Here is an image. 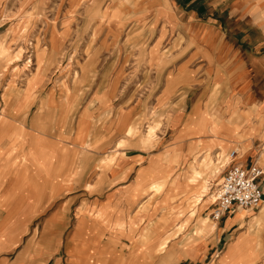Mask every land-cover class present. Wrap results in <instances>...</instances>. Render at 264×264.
Here are the masks:
<instances>
[{"label":"rangeland","instance_id":"374dc122","mask_svg":"<svg viewBox=\"0 0 264 264\" xmlns=\"http://www.w3.org/2000/svg\"><path fill=\"white\" fill-rule=\"evenodd\" d=\"M110 1L0 0L2 9L18 10L9 19L26 23L22 41L9 40L0 58V112L11 115L0 116V162L10 168H0V264H183L189 254L216 264L222 257L223 244L213 245L212 195L233 146L212 145L226 136L221 131L195 134V126L191 135L183 128L192 125L184 116L193 109L208 110L209 124L221 117L233 93L212 82L206 61L190 55L183 38L174 43L179 33L160 43L159 27L138 25L135 13H127V25L107 41L101 20ZM52 30L67 37L56 54L48 45ZM184 62L192 80L173 89L167 75ZM25 82L28 88L42 84L31 105ZM51 87L55 100L65 98L66 123L55 122L54 108L44 110ZM15 100L29 106L17 112ZM68 151L75 156L69 159ZM197 152L205 157L198 161L209 181L205 190L200 181H187ZM48 183L64 186L51 201L41 198Z\"/></svg>","mask_w":264,"mask_h":264},{"label":"crops","instance_id":"0c3cea01","mask_svg":"<svg viewBox=\"0 0 264 264\" xmlns=\"http://www.w3.org/2000/svg\"><path fill=\"white\" fill-rule=\"evenodd\" d=\"M72 7L75 8V5ZM103 10L106 12L105 14H108L107 19L101 20L106 30L103 38L110 43H113L118 37L121 28L127 25L126 14L135 13L136 17L131 19L138 25L143 26L144 23L151 21L153 28L159 27L158 41L160 43L172 32L179 33L172 37L174 43L183 38L181 42L186 45L185 48H188L190 55L194 54L206 61L207 75L214 78L212 82L222 85L226 92L233 93L231 99L224 100L225 104L222 106L224 109L222 108L220 111L223 117L221 116L209 124V118L205 116L203 123H206V129H208L207 126L209 127L207 132L213 134L210 127L216 124L219 127L218 130L222 132L220 134L226 135L223 136L224 139L221 138L225 148L233 146L238 150L234 158L235 162L245 166L256 163L262 168L263 173L258 180L263 189V200L255 208L241 207L232 212L227 211L220 219L216 220L218 238L213 245L219 247L220 243L223 244L222 257L217 260L216 264H255L262 260L264 258V0H111ZM10 12L17 13L18 10L2 9L0 6V58L7 52L9 40L11 43H15L17 39L19 42L22 41L20 39L22 38L21 32L26 30L25 22H15L7 17ZM97 23L96 26H99V22ZM65 38L67 37L64 36L63 31L52 30L48 39L49 50L54 54L61 51ZM156 53L155 50L150 54L153 60L157 59ZM192 73L193 70L184 62L167 77H172L174 89L177 85H188L192 80ZM26 83L23 90L25 91L27 87V93H31L32 99L28 103L31 105L33 93L38 91L37 89L42 84H35V87L32 88V85L28 88ZM51 90L52 87L49 92ZM54 96L52 91L46 96L44 110L45 107L54 108L57 112L55 122L66 123L68 120L63 119V111L66 109L65 98L57 101ZM71 102H73V98H71ZM24 103L25 100H15L14 109L17 112L22 111L27 105L24 106ZM72 107L68 109V118ZM196 110L206 115L209 112L200 108ZM195 114V109H193L190 114L184 116L185 122L189 116L192 119ZM0 116L8 119L11 117L6 110L0 112ZM16 119L22 121L19 118ZM191 119L189 118L190 122ZM157 126L158 123L150 126L148 132L144 134L141 139L143 145L152 140ZM234 126L237 128L235 129ZM27 130L30 133L34 129L27 125ZM227 130L231 131L232 136L227 134ZM127 133L133 136L135 128L130 126ZM193 136L197 137V135ZM29 137L30 135H28V139ZM202 138L209 139L207 136ZM226 140L228 141L227 146L224 143ZM208 141L212 144L210 140ZM83 142L86 145L90 144L87 140H83ZM210 144L207 143V145ZM196 145L195 142L192 146L195 148ZM212 145L215 148L218 146L215 143ZM192 146L191 148H193ZM233 147L232 149H234ZM197 154L198 152L195 157ZM58 155L61 159L64 153L58 152ZM66 155L68 158L75 156L69 151ZM2 156L5 157L6 154L3 153ZM71 160L74 163L66 168L68 171L72 170L75 164V161ZM192 161L190 164L193 163ZM3 165L4 163L0 162L1 169ZM212 167L215 166L212 165ZM214 169L217 170V167ZM68 175L70 176L71 172ZM63 187L58 185L53 188L52 184L48 183L44 186L41 198L51 201ZM131 187L125 192L129 191ZM125 197L127 198V193ZM18 218H27V216L21 215ZM235 246H237L236 250L240 246L239 254L233 255L232 248ZM194 250L191 249L190 253ZM181 261H184L183 264H202L198 258L192 257L191 254Z\"/></svg>","mask_w":264,"mask_h":264},{"label":"built area","instance_id":"2783aa9c","mask_svg":"<svg viewBox=\"0 0 264 264\" xmlns=\"http://www.w3.org/2000/svg\"><path fill=\"white\" fill-rule=\"evenodd\" d=\"M236 148L230 151L232 160L228 162L222 172V180L217 190L216 207L212 215L213 219H220L227 211L232 212L237 208H255L263 200V189L259 182L262 168L253 163L245 166L235 162Z\"/></svg>","mask_w":264,"mask_h":264},{"label":"bare ground","instance_id":"6f19581e","mask_svg":"<svg viewBox=\"0 0 264 264\" xmlns=\"http://www.w3.org/2000/svg\"><path fill=\"white\" fill-rule=\"evenodd\" d=\"M195 113H196L195 116H193L192 119H191V124L192 125L191 126H186V127L183 128L184 134H190L191 133V130L195 129V126L198 127V128H197V131L194 132V133H206L207 130L209 129L208 126H207L208 129H206L205 124H203L204 117L205 116L207 117V115L205 113L198 112L197 110H195ZM229 126L233 127L232 125H229ZM210 128H212L211 129L212 131H215V130H218L219 129V127L216 124H213ZM236 128L237 127H235V129ZM221 129H222V127H221ZM227 134L232 136V133L229 130H227ZM203 143L210 144V142L207 141V140H204ZM215 144H217L218 147H220L222 149H226L225 146L223 145V140L222 139L217 140V142ZM203 157L204 156H198L196 158V162H193V163L189 164V173H188L187 181H188L189 184H193V185H198L197 181H200L199 182L200 183L199 185L201 186L202 189L205 190V189H207V186L209 184V181L207 180L206 176L203 174V171H201V169L198 167V163L200 162V160H202V161L205 160L204 159L205 157L204 158ZM215 172H217V170H215ZM213 173H214V171H213ZM220 181H221V179H220ZM216 194L217 193L215 192V194L212 195V200H214L213 202L216 201V198H217V195ZM213 226L215 227L216 226V223L211 224V227H213ZM236 247L237 246H235V247L232 248V251L234 250L233 255H236L238 253L239 248H240V246H238V248L236 250Z\"/></svg>","mask_w":264,"mask_h":264}]
</instances>
